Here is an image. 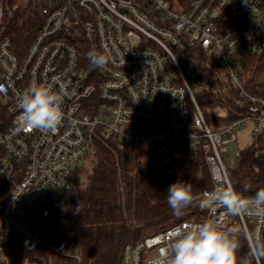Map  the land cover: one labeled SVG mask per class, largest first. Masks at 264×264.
<instances>
[{"label":"built area","instance_id":"1","mask_svg":"<svg viewBox=\"0 0 264 264\" xmlns=\"http://www.w3.org/2000/svg\"><path fill=\"white\" fill-rule=\"evenodd\" d=\"M40 13L43 22L24 54L13 51V37L4 32L0 39L6 116L0 178L12 186L0 210V264H13L14 234L26 263L41 246L79 259L78 245L68 237L82 207L74 176L100 133L112 136L120 150L146 153L154 168L170 166L177 151L200 148L212 181L201 198L232 186L220 148L237 141L235 132L246 120L254 125L256 154L264 155V0H192L188 10L183 0H40ZM12 15L9 0H0V28ZM93 51L104 64L89 60ZM193 57L205 59L215 78L237 92L244 109L238 118L228 119L222 108L210 126L194 88L223 104L227 98L218 85L188 82L180 62ZM247 57L256 59L251 71L244 69ZM253 76L261 94L246 87ZM36 84L65 94L67 119L56 133L23 127L18 119L20 97ZM199 205L200 221L185 220L127 244L120 264H150L177 229L209 219L235 229L237 264H264V214L255 206L232 216ZM40 221L54 225L52 236L63 240L45 241Z\"/></svg>","mask_w":264,"mask_h":264},{"label":"trees","instance_id":"2","mask_svg":"<svg viewBox=\"0 0 264 264\" xmlns=\"http://www.w3.org/2000/svg\"><path fill=\"white\" fill-rule=\"evenodd\" d=\"M191 1L183 0L187 10ZM9 6L13 15L4 20L5 34L13 37V51L22 55L43 22L40 0H9ZM204 60L200 62L193 57L188 62H180L188 82L205 81L212 87L218 85L224 88L223 96L227 99L223 104L211 92L194 91L198 105L209 122L214 118L207 112L210 106L224 108L228 119L238 118L244 109L239 106L237 92L216 79V74ZM254 62V57H247L244 69L251 71ZM255 81L253 76L246 87L254 94H261L254 85ZM190 108L194 110L192 103ZM5 118V110L0 105V130L6 125ZM257 149L251 143L241 150L237 166L229 170L232 187L242 196L256 195L264 190V155H257ZM85 164L79 169L81 180L77 184L82 207L77 226L68 234L71 242L78 245L79 259L60 256L41 246L31 260L33 264H120L127 244L185 220L200 221L204 215L197 201L177 216L166 199L167 189L178 180L191 183L198 196L212 186L208 164L198 147L177 151L170 166L154 168L146 153L120 150L112 136L100 133ZM11 187L0 178V210ZM39 225L45 241L58 244L63 240L61 236H52L54 225L44 221ZM241 245L244 246L242 240ZM11 246L13 264H26L16 234L11 237Z\"/></svg>","mask_w":264,"mask_h":264},{"label":"clouds","instance_id":"3","mask_svg":"<svg viewBox=\"0 0 264 264\" xmlns=\"http://www.w3.org/2000/svg\"><path fill=\"white\" fill-rule=\"evenodd\" d=\"M94 65L105 62L103 55L89 53ZM64 95L50 86L33 85L20 97L21 113L18 117L26 128L56 133L67 119L63 109ZM167 204L177 216L197 201L205 207L225 209L226 215H240L255 206L264 214V190L252 198H245L234 187L223 185L204 194L203 198L193 191L191 183L176 181L167 189ZM14 198L17 196L13 192ZM167 250H162L150 264H237L238 239L235 229L209 219L202 223L177 229L167 241Z\"/></svg>","mask_w":264,"mask_h":264},{"label":"rangeland","instance_id":"4","mask_svg":"<svg viewBox=\"0 0 264 264\" xmlns=\"http://www.w3.org/2000/svg\"><path fill=\"white\" fill-rule=\"evenodd\" d=\"M5 29H6L5 25H3L0 28V39L3 35V33L5 32ZM257 80L259 82H262L263 81L262 76L259 75L257 77ZM200 90L201 89L198 86H196L194 88V91L196 93L200 92ZM221 109H222V107H218V106H210L208 108L207 112L209 113V115L214 117L213 120H211L210 122L208 121L211 127H214L216 125L217 121H215L214 119L216 117H218V114L221 112ZM253 129H254L253 122L250 120H246L244 125L242 127H240L238 130H236V132H235L236 136H237V141L232 142V143L220 148V154L224 160V163L226 164V167L228 168V171L237 166L240 151L245 149L246 147H248L252 143V138H253L252 131H253ZM188 143H190V142L188 141ZM85 165L86 164H82L81 167H83ZM80 180H81L80 172H77L74 176V181L78 183ZM26 264H33V263L30 260Z\"/></svg>","mask_w":264,"mask_h":264}]
</instances>
